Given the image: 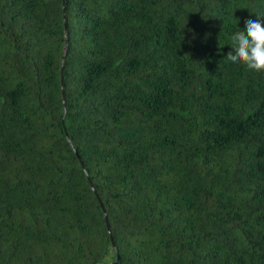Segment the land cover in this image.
I'll return each instance as SVG.
<instances>
[{"label":"trees","instance_id":"obj_1","mask_svg":"<svg viewBox=\"0 0 264 264\" xmlns=\"http://www.w3.org/2000/svg\"><path fill=\"white\" fill-rule=\"evenodd\" d=\"M257 14L0 0V264H264V73L225 58Z\"/></svg>","mask_w":264,"mask_h":264},{"label":"clouds","instance_id":"obj_2","mask_svg":"<svg viewBox=\"0 0 264 264\" xmlns=\"http://www.w3.org/2000/svg\"><path fill=\"white\" fill-rule=\"evenodd\" d=\"M245 21L243 30L231 37V51L225 56L234 65H243L247 70L264 73V15Z\"/></svg>","mask_w":264,"mask_h":264},{"label":"water","instance_id":"obj_3","mask_svg":"<svg viewBox=\"0 0 264 264\" xmlns=\"http://www.w3.org/2000/svg\"><path fill=\"white\" fill-rule=\"evenodd\" d=\"M104 218H105V221H106V225H107L108 232L110 234V239H111L112 245H114L113 237H112V235L110 233V228H109V225H108V222H107L106 215L104 216Z\"/></svg>","mask_w":264,"mask_h":264}]
</instances>
